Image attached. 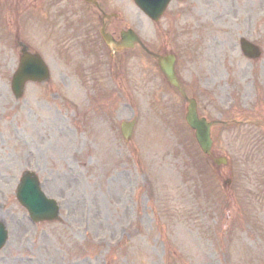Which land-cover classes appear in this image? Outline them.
Listing matches in <instances>:
<instances>
[{
  "label": "rangeland",
  "instance_id": "374dc122",
  "mask_svg": "<svg viewBox=\"0 0 264 264\" xmlns=\"http://www.w3.org/2000/svg\"><path fill=\"white\" fill-rule=\"evenodd\" d=\"M32 1L20 12V0H0V222L9 234L0 264H264V0H174L158 24L130 0L133 26L178 53L203 113L206 105L229 123L215 128L214 151L231 157L233 173L205 164L186 106L150 59L133 52L128 91H117L103 52L90 48L102 81L82 82L68 71L83 64L79 46L65 52L61 18L44 9L50 0ZM61 4L70 16L83 11L77 0ZM18 35L43 51L51 72L20 101L11 88ZM241 37L260 44L262 57L245 58ZM229 78L243 82L234 96ZM247 85L259 91L252 100ZM134 116L128 142L121 122ZM29 169L58 201V220L29 221L17 197Z\"/></svg>",
  "mask_w": 264,
  "mask_h": 264
},
{
  "label": "water",
  "instance_id": "95a60500",
  "mask_svg": "<svg viewBox=\"0 0 264 264\" xmlns=\"http://www.w3.org/2000/svg\"><path fill=\"white\" fill-rule=\"evenodd\" d=\"M139 4L144 6L147 12H149L152 17L158 18L161 14L162 8L168 3V0H138ZM153 7H156L154 9ZM252 47V46H250ZM245 48H248V46L245 44ZM41 64L39 62H36V65L34 64H27L22 66V69L19 73L16 74L14 80H13V89L17 96H20L24 84L28 79H41L42 77L40 75H37V71L34 70L35 67H40ZM45 74L46 73V69ZM164 72L168 75L169 79L177 86H179L177 78L174 73L173 66L165 67L163 66ZM42 75L43 77L45 76ZM187 120L188 123L197 129V138L204 149L205 152L210 153L211 146H212V140L210 138V124L206 122L204 119H199L197 116L196 111V102L194 100H191V105L189 107V112L187 114ZM135 124V121L133 122H124L123 123V133L126 139H130L133 131V126ZM20 196L21 198H26V194L31 192L33 195L37 197V201L39 204L47 203L49 210L38 213L37 219H54L56 217L57 208L51 202L49 199H47L40 191L38 181L35 180V183H32V180H30L27 176L23 178V184L22 188L20 189ZM28 200V199H27ZM28 205L29 202H27ZM4 235L1 234L0 238V246L4 243Z\"/></svg>",
  "mask_w": 264,
  "mask_h": 264
},
{
  "label": "flooded vegetation",
  "instance_id": "af4514ba",
  "mask_svg": "<svg viewBox=\"0 0 264 264\" xmlns=\"http://www.w3.org/2000/svg\"><path fill=\"white\" fill-rule=\"evenodd\" d=\"M82 5H83V8L85 9L91 8L94 17L99 16V21L101 22V25L103 24L106 25V32L108 34L114 36V38H116L118 41L122 40L123 34L126 33V29L128 28V26L125 24L126 23L125 18L120 17L119 19H116L113 16L104 17V14L109 15L114 11L111 0H89L88 2H83ZM99 13H102V14L99 15ZM49 18L51 20L57 21V16L55 15H50ZM99 33L98 31H96V35L98 37H99ZM101 40H102V37H101ZM95 43H98V41H96ZM20 44H23V43H20ZM66 45L70 46L69 40L66 41ZM108 49H109V54H110L111 61H112L111 63L116 66L124 65L126 68V72L128 73V49H125L124 51H121V52H113L111 46H108ZM70 50H71V47H69L65 52H69Z\"/></svg>",
  "mask_w": 264,
  "mask_h": 264
}]
</instances>
